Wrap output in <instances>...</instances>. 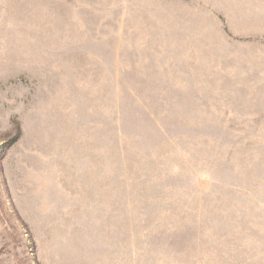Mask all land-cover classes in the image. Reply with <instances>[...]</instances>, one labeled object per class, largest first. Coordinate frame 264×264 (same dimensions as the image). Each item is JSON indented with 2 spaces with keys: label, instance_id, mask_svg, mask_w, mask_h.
<instances>
[{
  "label": "rangeland",
  "instance_id": "1",
  "mask_svg": "<svg viewBox=\"0 0 264 264\" xmlns=\"http://www.w3.org/2000/svg\"><path fill=\"white\" fill-rule=\"evenodd\" d=\"M0 264H264V0H0Z\"/></svg>",
  "mask_w": 264,
  "mask_h": 264
}]
</instances>
